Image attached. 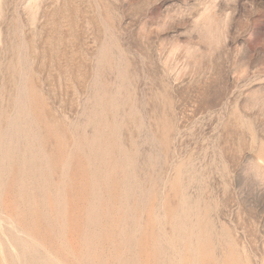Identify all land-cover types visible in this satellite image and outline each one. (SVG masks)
Returning <instances> with one entry per match:
<instances>
[{"label":"rangeland","instance_id":"rangeland-1","mask_svg":"<svg viewBox=\"0 0 264 264\" xmlns=\"http://www.w3.org/2000/svg\"><path fill=\"white\" fill-rule=\"evenodd\" d=\"M0 264H264V0H0Z\"/></svg>","mask_w":264,"mask_h":264}]
</instances>
